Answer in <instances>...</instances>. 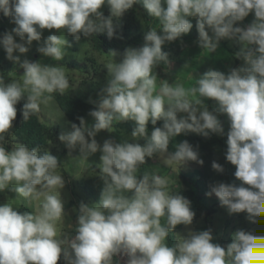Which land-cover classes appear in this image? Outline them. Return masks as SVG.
<instances>
[{"label":"rangeland","instance_id":"1","mask_svg":"<svg viewBox=\"0 0 264 264\" xmlns=\"http://www.w3.org/2000/svg\"><path fill=\"white\" fill-rule=\"evenodd\" d=\"M12 1L0 0V214L26 206L36 221L16 249L0 250V264L38 257L41 264H121L104 243L74 240L118 207L116 232L167 259V223L156 201L175 217V264H231L242 230L264 232V149L256 135L264 89L247 91L264 51V0H132L141 23L134 35L152 30L164 7L185 13L168 23L194 36L180 52L165 35L147 50L125 51V37L109 50L94 48L92 31L119 21L126 0H25L17 18L10 17ZM153 49L163 50L165 64L148 55ZM124 60L142 80L125 76ZM20 89L37 97L53 135L33 156L2 120L6 94ZM59 91L98 106L96 128L80 140L55 98ZM155 108L173 114L171 142L142 177L117 170L146 151L141 123ZM250 147L241 166L238 157Z\"/></svg>","mask_w":264,"mask_h":264},{"label":"trees","instance_id":"2","mask_svg":"<svg viewBox=\"0 0 264 264\" xmlns=\"http://www.w3.org/2000/svg\"><path fill=\"white\" fill-rule=\"evenodd\" d=\"M10 2V1H9ZM25 0H13V10L10 12V17L17 18L25 8ZM137 4L132 0H126L122 6L120 20L114 24L103 25L96 27L92 31L91 39L93 47L98 50H109L111 48V43H114L115 39L121 37L128 38V42L125 51L128 52L130 45H133L137 49L147 50L148 47L156 46L157 36L165 35L172 42V48L175 47L178 52L180 50L184 51L185 44H189L194 40V36L190 33H184V31H178L176 28H171L168 23L175 21L179 18H184L185 13L179 12L175 13L174 6L164 7V12L162 15L157 17L154 21L152 30L150 31H140L138 34H135L141 29L140 23V14L137 11ZM199 8L197 6H193ZM162 16H166V25H163L165 19ZM165 18V17H164ZM147 23V22H146ZM165 28V31H156L155 27ZM235 31L240 34L239 25L236 24ZM169 29V30H167ZM162 30V29H161ZM179 33V34H178ZM199 44V43H198ZM264 45V38L261 48ZM199 45L195 47L196 50L199 49ZM160 50L159 48H157ZM149 56L157 63L165 64V55L163 50L159 53L155 49L148 52ZM258 53V52H257ZM216 56V55H215ZM133 61L139 62L140 57L138 54L133 55ZM153 63V61L151 62ZM127 60H124L122 65V70L129 79L134 80L135 77H139L142 80V71L128 70ZM264 51L263 54L256 62V68L254 75L252 77L251 84L247 91L251 90L256 92L264 89ZM218 82H213L212 87L218 88ZM250 91V92H251ZM220 97V100L224 98V94L217 93ZM248 98L250 93L246 95ZM56 100L64 111V113L69 118L70 122L73 125L75 130H79L80 133L77 135V140L84 138L89 135L97 126V105L90 104L83 100L82 98L71 94L65 91H59L56 94ZM229 101V100H226ZM246 101V99H245ZM4 107L5 111L2 117L4 123L9 125V135L12 140L20 143L24 146L31 155H35V152L44 148L49 139L53 136L50 130V127L40 119L39 107L37 103V97L28 91L24 90H12L6 94L4 98ZM173 114L170 112H163L160 109L149 110L145 115L144 121L141 123L144 126V133L146 134L144 146L146 151L143 154H136L133 162L126 168H118L119 171H125L127 173H132V175H137L142 177L144 172L147 171L150 161L155 158L163 149H165L171 142L169 135L171 133V128L173 127ZM132 128H129L131 130ZM227 129V128H226ZM227 132H230L227 129ZM256 135H260L262 149H264V126L260 128ZM213 137L209 139L212 142ZM208 141V142H209ZM126 142V141H125ZM128 143V141H127ZM252 154V148H248L247 155L240 153L238 157V162L242 166V160L245 157H250ZM245 174L249 177L256 176L253 172V166L245 167ZM192 179V178H191ZM196 184H199V180H195ZM196 198H200L198 193L192 192ZM160 208L166 219V229L164 243L166 247L167 259L159 258L155 253H147L151 258L158 260L159 262L169 261L175 263L176 257L172 253L173 251V238H174V221L175 217L172 216L168 208L157 201L154 203ZM107 208V207H106ZM109 208V204H108ZM107 208V209H108ZM120 209L119 207L117 208ZM118 210H107V212L97 217V221L106 226L112 231H117L114 218L118 214ZM212 213L216 210L210 209ZM36 221L35 213L28 207L23 206L17 211L11 213L6 218L2 217L0 214V250L7 251L16 249L19 246L20 239L24 236H30L32 234V224ZM171 224V226H167ZM173 225V226H172ZM91 227L96 228L97 224H93ZM98 228V227H97ZM127 237V236H126ZM128 238V237H127ZM130 241L140 244L136 240ZM80 241H85L89 243L96 242L95 240L88 238H79ZM141 245V244H140ZM107 251L111 256L109 248ZM264 259V232L261 233H249L245 230H242L236 247L235 259L231 264H251L259 263ZM116 260V259H115ZM29 264H41V258H35Z\"/></svg>","mask_w":264,"mask_h":264},{"label":"built area","instance_id":"3","mask_svg":"<svg viewBox=\"0 0 264 264\" xmlns=\"http://www.w3.org/2000/svg\"><path fill=\"white\" fill-rule=\"evenodd\" d=\"M83 230L76 233L74 239L83 237L104 242L114 258L121 264H175L169 261L159 262L151 258L140 244L130 241L126 236L104 225H99L98 228H88L86 232Z\"/></svg>","mask_w":264,"mask_h":264},{"label":"clouds","instance_id":"4","mask_svg":"<svg viewBox=\"0 0 264 264\" xmlns=\"http://www.w3.org/2000/svg\"><path fill=\"white\" fill-rule=\"evenodd\" d=\"M224 99H226L227 100V97L225 98L224 97ZM225 103H226V105H227V101H225ZM97 224V223H96ZM99 225H101L99 222H98V224H97V227L99 226ZM96 227V228H97ZM90 228V227H89ZM91 228H94V227H91ZM79 238H83V237H79ZM79 238H77V239H74V240H78ZM96 242H101V241H96ZM102 243H104V242H102ZM105 244V243H104ZM106 245V244H105ZM106 247H108L107 245H106ZM109 248V247H108ZM110 250V249H109ZM110 252H111V250H110ZM112 253V252H111ZM113 255V254H112ZM114 257V256H113ZM118 262V261H117ZM176 263V262H175Z\"/></svg>","mask_w":264,"mask_h":264}]
</instances>
